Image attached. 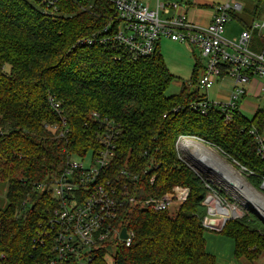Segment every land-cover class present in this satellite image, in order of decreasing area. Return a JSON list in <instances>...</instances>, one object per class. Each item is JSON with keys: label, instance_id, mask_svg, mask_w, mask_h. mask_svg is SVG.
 Returning <instances> with one entry per match:
<instances>
[{"label": "trees", "instance_id": "1", "mask_svg": "<svg viewBox=\"0 0 264 264\" xmlns=\"http://www.w3.org/2000/svg\"><path fill=\"white\" fill-rule=\"evenodd\" d=\"M253 1L251 14L262 16L264 0ZM85 3L61 0V13L53 16L38 0H0V188L8 186L7 204L0 199V264L46 259L48 249L34 247L35 238L56 201L35 185L57 172L68 153L96 145L94 113L122 129L111 175L148 169L155 181L149 186L150 177L142 181L146 196H160L176 185L190 188L174 216L169 210H125L123 224L134 237L130 246H117L113 264H217L206 247L205 234L212 230L204 225L207 189L179 158L176 143L181 135L203 139L234 166L246 168L247 180L264 193V150L260 153L257 138L264 135V107L253 118L236 113L229 121L214 104L201 114L199 64L192 80L168 95L176 76L160 45L135 59L115 44L83 42L98 35L112 13L108 1ZM54 126L70 132L57 137ZM217 232L234 240L236 259L256 263L264 253V220L252 211ZM92 264H110L104 250Z\"/></svg>", "mask_w": 264, "mask_h": 264}, {"label": "built area", "instance_id": "2", "mask_svg": "<svg viewBox=\"0 0 264 264\" xmlns=\"http://www.w3.org/2000/svg\"><path fill=\"white\" fill-rule=\"evenodd\" d=\"M70 1L86 4L95 0ZM104 1L112 5V13L99 34L84 43L115 44L135 59L153 54L163 36L194 46L205 59L197 79L198 91H208L225 77L234 80L232 93L224 101H211L204 96L196 104L201 114H207L208 108L214 104L225 121H229L236 113L244 114L246 109L252 110L254 115L261 109L260 105L249 104L246 97L253 95L264 100V81L257 79L264 77V15L254 18L238 38L230 40L224 36L226 26L234 15L233 11L242 10L241 3L211 2L212 20L202 25L188 16L189 10L196 5L194 0H153L154 4L146 0ZM38 2L46 14L55 16L61 13V0ZM50 101L59 110L60 103L52 97ZM93 119L99 122L93 131L96 145L81 153H68L57 172L35 185L36 190L50 195L56 205L48 210L49 220L35 238L34 247L48 249L46 259L34 264H92L101 250L105 252V259L113 264L114 257L109 258L110 246H130L134 237L133 231L123 224L125 210L132 207L169 210L173 204L183 203L190 194V188L176 185L160 196H146L142 181L146 176L150 177L148 169L143 172L122 169L111 175L122 129L114 121H101L97 113L93 114ZM54 127L56 131L50 129L57 137H65L70 132L69 128L58 130ZM252 131L256 133L258 130L254 127ZM189 138L205 142L196 136L181 135L176 147L179 158L185 162L179 147ZM257 138L262 145L261 153L264 135ZM211 166L215 168L213 163ZM245 170L239 168L240 172ZM196 173L208 188L202 200L206 207V227L219 231L228 220L242 218L250 212L246 213L244 208L233 203L215 185V176L225 181L222 174ZM154 181L155 175L148 179V186ZM256 214L264 218L259 211ZM124 227L127 228V238L121 236Z\"/></svg>", "mask_w": 264, "mask_h": 264}, {"label": "rangeland", "instance_id": "3", "mask_svg": "<svg viewBox=\"0 0 264 264\" xmlns=\"http://www.w3.org/2000/svg\"><path fill=\"white\" fill-rule=\"evenodd\" d=\"M146 1L148 2L150 1L152 4H154L153 0H146ZM214 1L216 3H226L230 1V3L232 4L241 3L243 5V9L241 11L238 10L233 11L234 17H232L231 21L227 24L224 33V36L227 39L232 40L238 38L241 32L245 29L242 20L246 21L247 23H250L254 19L253 15L251 14V10L254 8L256 2H254L253 0H214ZM194 2L195 3L199 2L202 3V5H206V3L211 2V0H194ZM160 52L162 53L168 68L176 76V80L171 84V86L167 90L168 95L178 93L181 89L183 82L188 83L189 81L192 80L194 75V70L197 64L201 65L198 66L199 67L198 74L202 70L203 64H205L204 57H202L200 51L196 47L173 41L167 36H163L161 38ZM257 79H259L260 81H264V77H257ZM233 86H234V80L231 77H225L224 79L217 81L215 85L208 91H206V89H200L199 94L203 96H207L211 101H217V102L224 101L227 97L231 95ZM246 101L253 106L260 105L261 108L264 107V100L258 97H254L253 95H247ZM244 114L249 118H253L254 116L253 111L249 109H246L244 111ZM52 130L56 131L55 127H52ZM190 137H195V136H190ZM188 140H190L191 142L199 141L198 143L202 144L203 146L205 145L204 147L211 150L221 161V162L220 161L216 162L214 158H212L213 160L212 162H205V163L208 164L213 163L215 165V169L219 170L221 173L224 169L223 166L225 164L226 166L230 167L231 169L239 173V175L243 177L248 182L249 185L251 184L250 181L247 180V176H245L244 172L243 171L240 172L239 168L234 166V164L230 162L227 157L222 155L218 151V149H216L214 146L206 144L200 139L194 140V138H189ZM179 149L181 151L182 148L179 147ZM180 155L184 160L186 159V156L183 153H180ZM205 159L208 160V158ZM215 185L221 188L223 190V194L226 195L233 203L238 204L240 207L244 208L246 213H248L249 211L257 213V210L252 205H247L243 201L242 196H240L239 193L235 191L227 182L223 181L222 178L215 176ZM250 186L252 188L254 187L252 184ZM205 188L208 189L207 186H205ZM7 189H8L7 184H5L3 188H0V199L3 206L7 204V198H6ZM254 189L257 190L260 194L264 195V193L261 190H258L256 187H254ZM178 208H179L178 204H173L169 209L170 214L172 216L176 215ZM222 239H227V240H224L225 244L221 245L220 247H218V249H216L220 256V258L218 257L219 260L218 264H233V261L234 263L236 262L235 264H264V253L256 263H251L246 259H237V260L234 259L233 249L231 247V244L230 247L228 246L229 244L228 238L222 237ZM116 250H117L116 246H110L109 258L115 255Z\"/></svg>", "mask_w": 264, "mask_h": 264}, {"label": "bare ground", "instance_id": "4", "mask_svg": "<svg viewBox=\"0 0 264 264\" xmlns=\"http://www.w3.org/2000/svg\"><path fill=\"white\" fill-rule=\"evenodd\" d=\"M193 140V139H192ZM187 141V142H186ZM187 145L191 147L192 153L194 152L200 159L204 162H212V158L216 162L220 161L219 158L209 149L205 148L202 144L198 142H191L190 140H186ZM186 147V146H185ZM202 156V157H201ZM205 158H208L205 159ZM211 158V159H210ZM221 162V161H220ZM224 164V163H223ZM224 169L222 171L223 179L239 194L242 195L243 201L252 205L256 208L264 216V196L260 194L257 190L252 188L248 182L239 175L235 170L224 164Z\"/></svg>", "mask_w": 264, "mask_h": 264}, {"label": "crops", "instance_id": "5", "mask_svg": "<svg viewBox=\"0 0 264 264\" xmlns=\"http://www.w3.org/2000/svg\"><path fill=\"white\" fill-rule=\"evenodd\" d=\"M211 2H215V1L211 0ZM211 2L206 3V5H202V3L196 2L197 4L195 6H193L188 12L189 18L191 20H193L194 22L202 24V25H206V24L210 23V21L212 20V6H210ZM194 140H196V139H194ZM186 142H184L183 145L181 146V148H182L181 153H183L186 156V158L188 156L192 157V156H190L193 154L192 151L190 150L191 147H190V145L188 146ZM197 142H199V141H197ZM210 165H212V164H210ZM215 171H217L218 175L221 176V172L219 170L215 169ZM220 236H222L224 238H228V243H229L228 246L230 247V244H231V247L233 249L234 259H236L235 255H234V248H235L234 240L228 236H225L223 234L218 233L215 230H210V231H207L205 234L206 247L210 253H212L216 256L217 264L219 262L218 257L220 258V256H219L216 249H218V247H220L221 245L225 244L224 240H227V239H222V237H220ZM235 263L233 261V264H235Z\"/></svg>", "mask_w": 264, "mask_h": 264}, {"label": "water", "instance_id": "6", "mask_svg": "<svg viewBox=\"0 0 264 264\" xmlns=\"http://www.w3.org/2000/svg\"><path fill=\"white\" fill-rule=\"evenodd\" d=\"M196 139V138H194ZM192 157H187L186 158V163L196 172V171H200L203 174H217V171H215V168L212 167L210 164L205 163L203 160H201L199 157H197L195 155V153H193L192 155H190ZM251 185V184H250ZM261 188L264 189V181L261 185ZM264 196V195H263ZM263 218V217H262ZM264 219V218H263ZM121 236L123 238H127V228L124 227L121 233Z\"/></svg>", "mask_w": 264, "mask_h": 264}]
</instances>
